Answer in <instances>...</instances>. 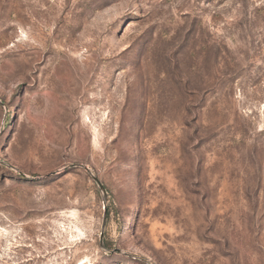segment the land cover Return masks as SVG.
Returning <instances> with one entry per match:
<instances>
[{"label": "rangeland", "instance_id": "rangeland-1", "mask_svg": "<svg viewBox=\"0 0 264 264\" xmlns=\"http://www.w3.org/2000/svg\"><path fill=\"white\" fill-rule=\"evenodd\" d=\"M0 264H264V0H0Z\"/></svg>", "mask_w": 264, "mask_h": 264}, {"label": "water", "instance_id": "water-1", "mask_svg": "<svg viewBox=\"0 0 264 264\" xmlns=\"http://www.w3.org/2000/svg\"><path fill=\"white\" fill-rule=\"evenodd\" d=\"M85 170L88 171V172H90L87 168H85ZM93 180H94L95 184L98 186V188L100 189V191H101L104 195H106L105 188H104V186L102 185V183L99 181V179H98L97 177L93 176ZM105 217H106V210H105V212H104L103 225H104L105 220H106ZM100 240H101L100 245L102 246V234H101V238H100Z\"/></svg>", "mask_w": 264, "mask_h": 264}]
</instances>
